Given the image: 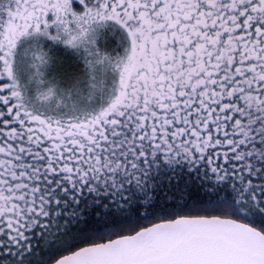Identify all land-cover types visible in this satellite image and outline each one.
<instances>
[{
	"label": "snow or ice",
	"instance_id": "snow-or-ice-1",
	"mask_svg": "<svg viewBox=\"0 0 264 264\" xmlns=\"http://www.w3.org/2000/svg\"><path fill=\"white\" fill-rule=\"evenodd\" d=\"M0 264H264V0H0Z\"/></svg>",
	"mask_w": 264,
	"mask_h": 264
}]
</instances>
